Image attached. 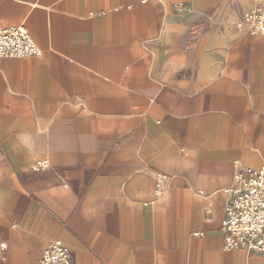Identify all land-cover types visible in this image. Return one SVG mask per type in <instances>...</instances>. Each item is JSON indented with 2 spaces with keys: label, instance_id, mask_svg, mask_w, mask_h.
<instances>
[{
  "label": "crops",
  "instance_id": "crops-1",
  "mask_svg": "<svg viewBox=\"0 0 264 264\" xmlns=\"http://www.w3.org/2000/svg\"><path fill=\"white\" fill-rule=\"evenodd\" d=\"M252 6L0 0V27L43 51L0 61V264L50 243L77 264H264L222 230L235 175L264 168Z\"/></svg>",
  "mask_w": 264,
  "mask_h": 264
},
{
  "label": "built area",
  "instance_id": "built-area-1",
  "mask_svg": "<svg viewBox=\"0 0 264 264\" xmlns=\"http://www.w3.org/2000/svg\"><path fill=\"white\" fill-rule=\"evenodd\" d=\"M252 8L244 14L240 30L248 28L255 34H264V0H251ZM43 51L24 26L0 27V61L41 57ZM35 169L44 168L38 163ZM168 176L161 174L156 180V196L166 193ZM224 208L222 230L226 251L241 250L256 254L264 260V168L247 169L234 177ZM40 264H77L72 252L60 243H50L42 252Z\"/></svg>",
  "mask_w": 264,
  "mask_h": 264
}]
</instances>
